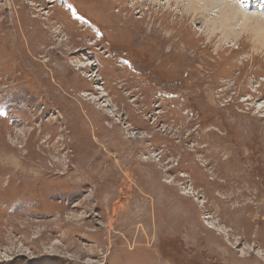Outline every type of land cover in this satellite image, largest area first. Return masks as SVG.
Returning <instances> with one entry per match:
<instances>
[{
	"label": "rangeland",
	"instance_id": "obj_1",
	"mask_svg": "<svg viewBox=\"0 0 264 264\" xmlns=\"http://www.w3.org/2000/svg\"><path fill=\"white\" fill-rule=\"evenodd\" d=\"M150 1L0 0V264H264L263 4Z\"/></svg>",
	"mask_w": 264,
	"mask_h": 264
},
{
	"label": "bare ground",
	"instance_id": "obj_2",
	"mask_svg": "<svg viewBox=\"0 0 264 264\" xmlns=\"http://www.w3.org/2000/svg\"><path fill=\"white\" fill-rule=\"evenodd\" d=\"M240 1H242V0H240ZM245 1L248 2V4H247V8L248 9L243 6L244 9L242 8V11L244 12V15H242V12L239 9L238 4L234 3V0H185V1H183V3H179L178 7H180L181 10H182V18L183 17L185 18V16H188V15H194V16L200 15V18L203 19L202 16L208 13L207 12L208 9L216 7V6L217 7L219 6V8L222 7L220 12H223V13L228 14V15H232L234 18L245 17L246 22L248 24H251L249 22L250 21L249 17L251 15V12L259 11V10L258 9L257 10H253L252 9V7H255V6H253V4H256V3L252 4L253 0H250V1L249 0H245ZM150 2L153 5H157V6L160 5V0H151ZM168 2H171V1L168 0ZM241 3H243V1ZM259 5H262V7H261L262 10L261 11H264V2H263V0L260 1ZM235 7H238V8H235ZM255 8H257V7H255ZM247 11H249V12H247ZM226 18H227V16H226ZM253 18H255L256 22L253 25L251 24L250 26L253 27L254 31L255 32H259L260 31V33H261V29H262V31H264V17H262V16L254 17L253 16ZM231 20H233V18H229V19L227 18V20L226 19L222 20L220 18V21L217 20V21L212 22V27H213L212 31H213V33H212V31L210 32L211 35H213L212 37H217L218 33H220L221 31H222V36H227L228 38H233L234 36H237L238 34H240L238 32H235L236 30L235 31H230L229 30V22ZM203 22H205V21H203ZM208 26H209V24H208ZM116 30H118V29H116ZM168 34H170V36H173L174 34H176V31H169L168 30ZM258 41H259V39H258ZM221 45H222L221 43L217 44V47L219 48ZM218 48L215 47V49L217 50V53L219 52Z\"/></svg>",
	"mask_w": 264,
	"mask_h": 264
}]
</instances>
